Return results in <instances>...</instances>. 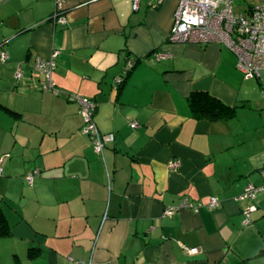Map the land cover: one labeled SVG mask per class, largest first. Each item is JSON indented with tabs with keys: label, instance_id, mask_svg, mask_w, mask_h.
<instances>
[{
	"label": "crops",
	"instance_id": "1",
	"mask_svg": "<svg viewBox=\"0 0 264 264\" xmlns=\"http://www.w3.org/2000/svg\"><path fill=\"white\" fill-rule=\"evenodd\" d=\"M62 3L65 24L57 0H0V264H264L263 80L225 45L170 41L177 0ZM56 50L44 89L36 62ZM201 90L235 112L196 117ZM78 97L115 134L101 151Z\"/></svg>",
	"mask_w": 264,
	"mask_h": 264
},
{
	"label": "built area",
	"instance_id": "2",
	"mask_svg": "<svg viewBox=\"0 0 264 264\" xmlns=\"http://www.w3.org/2000/svg\"><path fill=\"white\" fill-rule=\"evenodd\" d=\"M151 6L159 7L163 0H148ZM178 5L174 14V23L169 33L172 42H193L200 44L219 43L231 49L238 58V67L248 78H260L261 70L264 69V0H260L245 11L235 12L234 0H177ZM141 0H133L134 9L140 7ZM56 10L52 19L62 24L66 23L63 16L62 0H57ZM59 51L53 52L49 59H38L36 69L47 73L48 80L42 84V88L53 87L51 74L56 66L55 58ZM170 56V53H155L157 60ZM0 58L8 59V54L0 50ZM264 91V90H263ZM81 105V113L84 116L82 132L90 136L94 148L101 151L109 142L115 140L113 132L103 133L94 121L96 102L92 98L78 97ZM131 126L137 128V122ZM178 164L177 162L172 163ZM40 170L37 168L26 176L29 183H33ZM264 175V169H263ZM260 188L248 185L244 194L240 197L255 198ZM219 198L213 196L208 204L210 209L219 205ZM204 206L202 203L194 204L188 198H183L180 207L198 209ZM170 210H173L171 208ZM249 223V219L246 220ZM187 252L195 254L199 252L198 247H188ZM80 261L69 257V264H80ZM97 264V263H90Z\"/></svg>",
	"mask_w": 264,
	"mask_h": 264
},
{
	"label": "trees",
	"instance_id": "3",
	"mask_svg": "<svg viewBox=\"0 0 264 264\" xmlns=\"http://www.w3.org/2000/svg\"><path fill=\"white\" fill-rule=\"evenodd\" d=\"M52 18V17H51ZM190 103L196 117H208L210 119L229 117L235 112V108L226 105L221 99L213 96L208 91H195L189 96ZM7 221L4 212L0 208V235L7 230ZM35 247L31 246L30 253Z\"/></svg>",
	"mask_w": 264,
	"mask_h": 264
},
{
	"label": "rangeland",
	"instance_id": "4",
	"mask_svg": "<svg viewBox=\"0 0 264 264\" xmlns=\"http://www.w3.org/2000/svg\"><path fill=\"white\" fill-rule=\"evenodd\" d=\"M233 2H234L233 7H234L235 12H240V11H245L250 3L255 5L256 3L259 2V0H234ZM260 77H261L260 81L263 80V84H264V69L261 71ZM253 79L255 81L258 80L255 77H253ZM263 97H264V94H263Z\"/></svg>",
	"mask_w": 264,
	"mask_h": 264
},
{
	"label": "water",
	"instance_id": "5",
	"mask_svg": "<svg viewBox=\"0 0 264 264\" xmlns=\"http://www.w3.org/2000/svg\"><path fill=\"white\" fill-rule=\"evenodd\" d=\"M135 67V61L131 60L129 62V64L127 65L126 69H125V75L124 76H120V78L118 79L117 83L122 85L124 83V78L129 74V72H131V70Z\"/></svg>",
	"mask_w": 264,
	"mask_h": 264
},
{
	"label": "bare ground",
	"instance_id": "6",
	"mask_svg": "<svg viewBox=\"0 0 264 264\" xmlns=\"http://www.w3.org/2000/svg\"><path fill=\"white\" fill-rule=\"evenodd\" d=\"M169 37V36H168ZM169 39V38H168ZM223 45V44H222ZM231 50V49H230ZM258 80H260V78H257Z\"/></svg>",
	"mask_w": 264,
	"mask_h": 264
}]
</instances>
